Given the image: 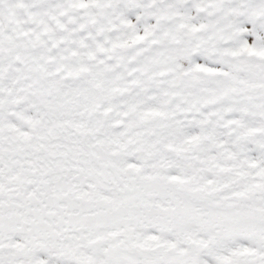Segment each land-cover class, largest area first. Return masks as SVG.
Returning <instances> with one entry per match:
<instances>
[{"label":"snow or ice","instance_id":"snow-or-ice-1","mask_svg":"<svg viewBox=\"0 0 264 264\" xmlns=\"http://www.w3.org/2000/svg\"><path fill=\"white\" fill-rule=\"evenodd\" d=\"M0 264H264V0H0Z\"/></svg>","mask_w":264,"mask_h":264}]
</instances>
